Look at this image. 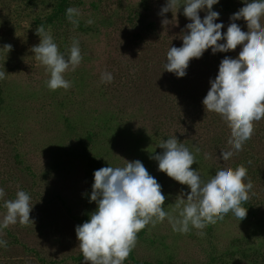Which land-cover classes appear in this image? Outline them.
Instances as JSON below:
<instances>
[{"label":"rangeland","instance_id":"rangeland-1","mask_svg":"<svg viewBox=\"0 0 264 264\" xmlns=\"http://www.w3.org/2000/svg\"><path fill=\"white\" fill-rule=\"evenodd\" d=\"M166 0H0V220L4 200L23 190L33 204L26 225L0 229V264H87L79 249L75 226L95 210L88 196L93 172L123 167L139 160L161 185L163 209L175 206L187 185L159 171L151 157L163 140L176 137L193 154L190 166L207 181L223 166L247 169L252 189L246 217L231 212L203 229L173 231L167 218L147 224L123 264H264V118L236 151L229 144L228 123L201 103L228 52L205 50L192 58L186 75L163 70L169 47L181 46L183 5L160 15ZM242 0H219L223 33ZM75 8L74 26L66 16ZM206 14L201 10L198 15ZM167 19L168 24L162 21ZM175 19L177 23H175ZM92 20V24L87 21ZM43 27L68 55L79 41L82 60L64 73L71 86L50 90L49 73L31 48ZM222 43L223 41H219ZM8 45L10 49L8 50ZM112 74L110 83L101 74ZM232 150L226 161L221 151ZM245 181V182H246Z\"/></svg>","mask_w":264,"mask_h":264},{"label":"clouds","instance_id":"clouds-1","mask_svg":"<svg viewBox=\"0 0 264 264\" xmlns=\"http://www.w3.org/2000/svg\"><path fill=\"white\" fill-rule=\"evenodd\" d=\"M219 0H166L160 9V15L183 5L182 15L189 23L183 34L181 46H172L166 53L163 70L174 73L178 78L186 75V69L192 58L199 59L205 50L228 52L240 45L234 58L224 56L214 79L209 80L210 87L201 103L204 110L214 111L228 123L231 131L229 144L236 151L251 138L253 122L264 118V0H242L243 7L230 16V21L241 18L246 21L247 29L242 30L235 22H230L226 30L218 20L219 13L213 11V5ZM206 14L201 17L199 11ZM79 15L75 8H68L66 16L74 26ZM92 24V20L87 21ZM168 24L167 19L162 21ZM177 23L175 19V25ZM39 43L32 46L31 52L49 73L47 86L50 90L63 88L71 84L64 79V73L75 70L82 60L79 41L74 40L68 55L61 53L52 36L43 27L36 29ZM219 41H223L220 43ZM8 45V50L10 49ZM3 73H0V79ZM111 73L101 74V82L110 83ZM163 151L151 158L157 162L159 171L168 177L187 185L189 191H182L177 202L176 215L163 209L165 195L161 185L149 175L141 161L127 162L123 167H101L93 172V183L88 196L89 202H95L96 208L89 218L75 226L74 231L79 242L83 260L87 264H123L136 243L137 233L147 224L168 219L173 231L186 233L189 226L203 229L209 223L223 219L231 212L238 221L246 217L247 208L242 204L248 200L252 189L250 180L246 181L247 169L243 166L220 167L207 181L190 166L195 162L193 154L176 137L163 140L158 145ZM232 150L221 151L226 161ZM246 181V182H245ZM5 196L0 188V198ZM33 204L30 196L20 190L15 198L4 200L6 214L0 220V229L17 221L26 225L33 221L29 213ZM5 242L0 240V245Z\"/></svg>","mask_w":264,"mask_h":264}]
</instances>
